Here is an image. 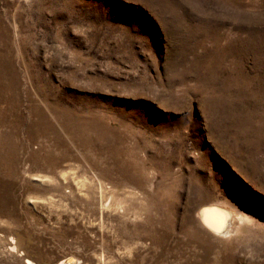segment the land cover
<instances>
[{"label":"rangeland","instance_id":"374dc122","mask_svg":"<svg viewBox=\"0 0 264 264\" xmlns=\"http://www.w3.org/2000/svg\"><path fill=\"white\" fill-rule=\"evenodd\" d=\"M0 264H264V0H0Z\"/></svg>","mask_w":264,"mask_h":264},{"label":"bare ground","instance_id":"6f19581e","mask_svg":"<svg viewBox=\"0 0 264 264\" xmlns=\"http://www.w3.org/2000/svg\"><path fill=\"white\" fill-rule=\"evenodd\" d=\"M198 213L207 228L215 233H229L238 227L242 218L228 207L217 204H205L201 206Z\"/></svg>","mask_w":264,"mask_h":264}]
</instances>
